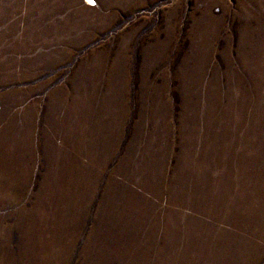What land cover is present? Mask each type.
<instances>
[{"label": "rangeland", "instance_id": "obj_1", "mask_svg": "<svg viewBox=\"0 0 264 264\" xmlns=\"http://www.w3.org/2000/svg\"><path fill=\"white\" fill-rule=\"evenodd\" d=\"M0 264H264V0H0Z\"/></svg>", "mask_w": 264, "mask_h": 264}, {"label": "bare ground", "instance_id": "obj_2", "mask_svg": "<svg viewBox=\"0 0 264 264\" xmlns=\"http://www.w3.org/2000/svg\"><path fill=\"white\" fill-rule=\"evenodd\" d=\"M91 4H93V0H88Z\"/></svg>", "mask_w": 264, "mask_h": 264}]
</instances>
